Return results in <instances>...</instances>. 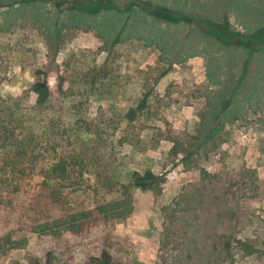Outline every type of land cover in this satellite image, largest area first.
Instances as JSON below:
<instances>
[{
	"label": "rangeland",
	"instance_id": "1",
	"mask_svg": "<svg viewBox=\"0 0 264 264\" xmlns=\"http://www.w3.org/2000/svg\"><path fill=\"white\" fill-rule=\"evenodd\" d=\"M0 264H264V0H0Z\"/></svg>",
	"mask_w": 264,
	"mask_h": 264
},
{
	"label": "trees",
	"instance_id": "2",
	"mask_svg": "<svg viewBox=\"0 0 264 264\" xmlns=\"http://www.w3.org/2000/svg\"><path fill=\"white\" fill-rule=\"evenodd\" d=\"M135 5L139 6V8L141 9H145V11L150 16H157L158 13L161 11L164 13H168V14L173 13V11L166 9V8H161L160 6L154 5L153 3L149 1H141V5H138V4H135ZM105 7L111 8L108 4L104 6V8ZM178 18L180 20L189 19L188 17L179 15V14H178ZM208 28H212L213 31L210 32ZM200 31H203L205 34L209 36L215 37L216 40H218L219 42L225 43V45L233 44L232 43L233 39H237L238 41L237 43L239 46H243L245 44V42L243 41V38L246 37V35L242 34L241 32L233 31L231 27L229 26V23L225 20L224 22L220 24L214 23L213 21H207L206 28L201 29ZM248 37L250 39L249 41L250 43L248 45H251V43H254V42H258L255 36L251 35ZM38 101L40 102L41 99L39 98ZM65 165L66 164L63 161H59L52 170V172L54 173L56 172L61 173V174H54L55 176H58V178L61 180L66 179L70 176V174H63V172L65 171ZM140 185H142V182ZM130 211H131V208L129 207V204L125 200L116 201V202H110L106 204H99L95 208H91L87 210H76L75 212H71L70 214H67L63 218H59L55 220L54 223L58 227H62V230L66 232H69L72 234H80L86 231L88 228L92 227L96 223L99 216L105 219H109L111 221L121 220V219H125L130 214ZM58 229H61V228H58Z\"/></svg>",
	"mask_w": 264,
	"mask_h": 264
},
{
	"label": "flooded vegetation",
	"instance_id": "3",
	"mask_svg": "<svg viewBox=\"0 0 264 264\" xmlns=\"http://www.w3.org/2000/svg\"><path fill=\"white\" fill-rule=\"evenodd\" d=\"M155 5V4H154Z\"/></svg>",
	"mask_w": 264,
	"mask_h": 264
}]
</instances>
